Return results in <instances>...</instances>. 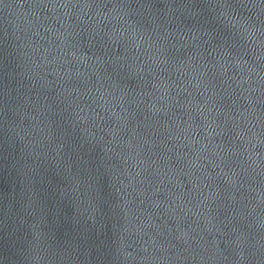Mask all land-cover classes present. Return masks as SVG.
I'll list each match as a JSON object with an SVG mask.
<instances>
[{"label": "water", "instance_id": "water-1", "mask_svg": "<svg viewBox=\"0 0 264 264\" xmlns=\"http://www.w3.org/2000/svg\"><path fill=\"white\" fill-rule=\"evenodd\" d=\"M0 264H264V3L0 0Z\"/></svg>", "mask_w": 264, "mask_h": 264}, {"label": "snow or ice", "instance_id": "snow-or-ice-1", "mask_svg": "<svg viewBox=\"0 0 264 264\" xmlns=\"http://www.w3.org/2000/svg\"><path fill=\"white\" fill-rule=\"evenodd\" d=\"M224 3H227V0H224ZM261 3H264V0H261ZM230 6V5H229ZM244 23H247V21H245ZM244 23L240 24V27L243 28L244 27Z\"/></svg>", "mask_w": 264, "mask_h": 264}]
</instances>
